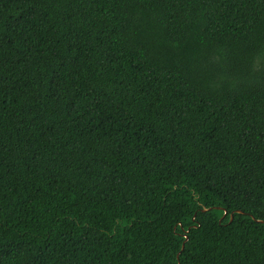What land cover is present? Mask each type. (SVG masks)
Returning a JSON list of instances; mask_svg holds the SVG:
<instances>
[{
  "label": "trees",
  "instance_id": "obj_1",
  "mask_svg": "<svg viewBox=\"0 0 264 264\" xmlns=\"http://www.w3.org/2000/svg\"><path fill=\"white\" fill-rule=\"evenodd\" d=\"M0 264H264V0H0Z\"/></svg>",
  "mask_w": 264,
  "mask_h": 264
},
{
  "label": "water",
  "instance_id": "obj_2",
  "mask_svg": "<svg viewBox=\"0 0 264 264\" xmlns=\"http://www.w3.org/2000/svg\"><path fill=\"white\" fill-rule=\"evenodd\" d=\"M208 210H210V209H203V211H208ZM238 213H242L241 211H237ZM226 211H225V215H226ZM233 215H234V213H232L231 214V221L233 220Z\"/></svg>",
  "mask_w": 264,
  "mask_h": 264
}]
</instances>
